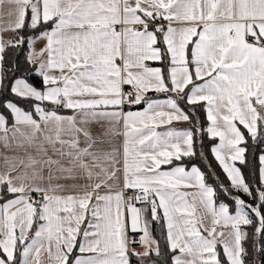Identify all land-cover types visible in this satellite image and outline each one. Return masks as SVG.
Segmentation results:
<instances>
[{"label": "snow or ice", "instance_id": "1", "mask_svg": "<svg viewBox=\"0 0 264 264\" xmlns=\"http://www.w3.org/2000/svg\"><path fill=\"white\" fill-rule=\"evenodd\" d=\"M0 264H264V0H0Z\"/></svg>", "mask_w": 264, "mask_h": 264}, {"label": "trees", "instance_id": "2", "mask_svg": "<svg viewBox=\"0 0 264 264\" xmlns=\"http://www.w3.org/2000/svg\"><path fill=\"white\" fill-rule=\"evenodd\" d=\"M161 98H163L161 96ZM200 117L202 120H205V117H204V114L203 113H200ZM205 123H206V120H205ZM176 127L178 128H183V127H186L185 124H177ZM209 161L212 162V168L215 170V173L220 177V179L224 182V183H227V180H226V176L225 174L222 172V169L219 167L218 165V162L214 160V157L209 154V157H208ZM245 171L247 172V170L245 169ZM209 182L212 183L213 180L211 177H209Z\"/></svg>", "mask_w": 264, "mask_h": 264}]
</instances>
